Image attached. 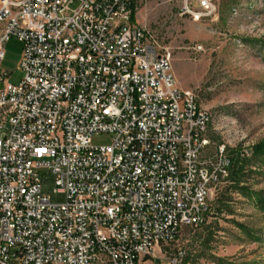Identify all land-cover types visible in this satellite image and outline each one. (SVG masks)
<instances>
[{
	"label": "built area",
	"instance_id": "obj_1",
	"mask_svg": "<svg viewBox=\"0 0 264 264\" xmlns=\"http://www.w3.org/2000/svg\"><path fill=\"white\" fill-rule=\"evenodd\" d=\"M132 2L0 0V62L7 40L22 46L19 81L0 74V264H181L160 244L202 224L226 179L225 160L200 159L209 114ZM181 5L195 21L215 11ZM99 134L111 143L93 146Z\"/></svg>",
	"mask_w": 264,
	"mask_h": 264
},
{
	"label": "rangeland",
	"instance_id": "obj_2",
	"mask_svg": "<svg viewBox=\"0 0 264 264\" xmlns=\"http://www.w3.org/2000/svg\"><path fill=\"white\" fill-rule=\"evenodd\" d=\"M214 5L210 17L195 21L181 12V0H133V24L169 54L176 86L209 114L201 161L227 162V177L213 187L204 222L182 228L159 247L165 256L183 252L181 264H264V0ZM21 49L14 38L3 45L0 74H9L8 83L20 79ZM110 143L108 135L91 138L95 147ZM43 176L42 195L63 203L64 196L53 192V177Z\"/></svg>",
	"mask_w": 264,
	"mask_h": 264
},
{
	"label": "trees",
	"instance_id": "obj_3",
	"mask_svg": "<svg viewBox=\"0 0 264 264\" xmlns=\"http://www.w3.org/2000/svg\"><path fill=\"white\" fill-rule=\"evenodd\" d=\"M132 8H133V2H132ZM133 16V15H132ZM262 205H264V201L261 202Z\"/></svg>",
	"mask_w": 264,
	"mask_h": 264
}]
</instances>
